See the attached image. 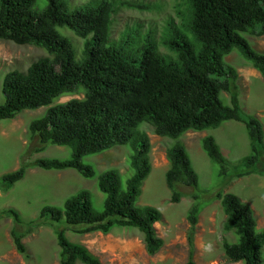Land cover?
<instances>
[{
    "label": "trees",
    "instance_id": "16d2710c",
    "mask_svg": "<svg viewBox=\"0 0 264 264\" xmlns=\"http://www.w3.org/2000/svg\"><path fill=\"white\" fill-rule=\"evenodd\" d=\"M177 12L178 23L168 18L159 39L167 51L160 54L154 35L142 38L136 29L125 30L117 41L110 40L112 16L120 8L150 11L145 4L132 1L90 0L72 6L70 0H0V41L20 46H34L48 57L32 63L26 71L13 70L3 79L0 120H13L25 110L47 107L45 115L28 125V132L39 143L37 152L48 145L68 147L69 159H38L33 167L46 171L74 170L85 179H95L104 195L101 212L92 204L88 191H80L65 200L63 207H44L38 219L49 217L55 224L70 226L77 235L109 234L113 228L137 229L148 256L163 247L154 224L160 212L150 206H138L144 181L151 172V145L141 124L152 128L154 135L175 142L167 147L168 169L165 183L171 202L182 194L177 187L198 189V176L179 138L186 132L217 129L223 123L244 124L249 139V154L237 164H230L218 144L207 136L200 142L207 157L218 166V176L232 171L236 178L253 174L263 148V127L256 118L241 117L235 82L236 70L224 57L237 51L264 81V54L252 48L245 36H264V0H183ZM59 29L71 31L82 39L77 55L72 42ZM81 92L82 99L52 105L62 96ZM230 97L224 105L220 94ZM129 149L131 175L124 181L116 169L96 175L86 156L98 155L115 147ZM26 166L1 176L7 187L24 178ZM192 205L186 214L190 231L187 237L188 259L193 260V232L204 208L200 196L191 195ZM225 216L223 230L233 233L234 243L223 242L225 259L230 263L264 264V231L257 230L251 207L231 193H218ZM21 219L14 210L0 212ZM34 221H30L32 224ZM66 229H55L59 264H102L83 245L70 242ZM10 237L18 254L27 259L21 235Z\"/></svg>",
    "mask_w": 264,
    "mask_h": 264
},
{
    "label": "rangeland",
    "instance_id": "374dc122",
    "mask_svg": "<svg viewBox=\"0 0 264 264\" xmlns=\"http://www.w3.org/2000/svg\"><path fill=\"white\" fill-rule=\"evenodd\" d=\"M36 9L43 7V0H36ZM90 0H70L72 6L83 5ZM120 1V0H116ZM148 5L150 11H136L120 8L112 16L110 40L117 41L127 29H136L140 38L148 32L154 35L160 54L167 51L159 39L168 18L178 23L177 12L183 10V0H122ZM73 44L77 55L83 48V40L71 31L59 29ZM252 48L264 54V36L256 38L245 36ZM48 57L45 50L34 46H20L8 41H0V105L4 103L1 86L4 76L13 70L26 71L35 61ZM227 65L238 73L237 95L241 117L244 120L256 118L263 127L264 136V82L257 71L237 51L224 58ZM81 92L62 96L52 105L65 103L71 99H82ZM220 100L230 106V97L222 93ZM47 107L25 110L13 120H0V178L26 166L24 178L11 187L0 181V212L14 210L22 224L15 225L12 218L0 214V264H59L58 246L55 229H66V238L83 245L102 264H185L188 259L187 237L190 231L186 214L192 205L191 195L200 196L204 206L198 215L193 232V260L195 264H242L228 262L223 253V242L234 243L233 233L223 230L225 216L218 193H231L250 205L258 231H264V147L258 148L259 159L253 167V174L236 178L229 170L225 178L218 176V166L203 152L200 142L211 136L218 144L223 156L230 164H237L249 154V139L242 123L229 121L217 129L202 132L188 131L179 141L184 145L192 167L198 176V189L179 186L182 194L178 203L171 202V193L165 183L168 162L165 158L167 147L175 141L154 135L152 128L141 124L139 130L147 134L151 145V173L143 183L138 206H150L161 213V221L154 225L163 247L154 256H148L144 250L141 234L133 228H113L109 234L90 233L77 235L65 224L52 223L49 217L38 219L44 207L62 208L65 200L80 191H88L97 212L102 211L104 195L98 191L95 179H85L74 170L46 171L33 167L38 159L66 160L71 156L68 147L48 145L43 152H37L39 143L28 132L31 121L45 115ZM264 144V138H263ZM129 149L126 146L115 147L98 155L86 156L84 165H91L96 175L116 169L124 181L131 175L128 164ZM30 221H34L30 224ZM15 230L21 237L27 253V259L18 254L10 237ZM211 242L212 249L203 250V245Z\"/></svg>",
    "mask_w": 264,
    "mask_h": 264
},
{
    "label": "clouds",
    "instance_id": "9594fccd",
    "mask_svg": "<svg viewBox=\"0 0 264 264\" xmlns=\"http://www.w3.org/2000/svg\"><path fill=\"white\" fill-rule=\"evenodd\" d=\"M225 58V57H224ZM256 71V70H255ZM237 72V71H236ZM258 73V72H257ZM237 75H238V73H237ZM258 76H259V78H261V80L263 81V79H262V77L260 76V74L258 73ZM237 79H238V77H237ZM236 82H237V80H236ZM235 82V87H236V90H235V92H236V95H237V90H238V87H237V83ZM264 82V81H263ZM226 94V93H225ZM228 95V94H227ZM229 96V95H228ZM61 98V97H60ZM237 98H238V95H237ZM69 101V100H68ZM239 102V101H238ZM47 110V109H46ZM229 122V121H228ZM234 122H236V121H234ZM226 123V122H225ZM240 123V122H239ZM244 125V124H243ZM245 127V126H244ZM204 131H206V130H204ZM202 132V131H201ZM109 151V150H108ZM151 170H152V168H151ZM151 173V172H150ZM147 179V178H146ZM146 181V180H145ZM144 181V182H145ZM241 200V199H240ZM242 201V200H241ZM249 205V204H248ZM250 206V205H249ZM161 214V213H160ZM159 223V222H158ZM155 225V224H154ZM203 250L205 251V252H208V251H210L211 249H212V244H211V242H209V243H207V244H204L203 246Z\"/></svg>",
    "mask_w": 264,
    "mask_h": 264
}]
</instances>
